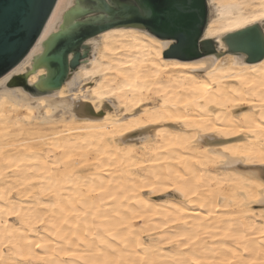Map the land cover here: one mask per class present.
<instances>
[{
  "label": "bare ground",
  "instance_id": "obj_1",
  "mask_svg": "<svg viewBox=\"0 0 264 264\" xmlns=\"http://www.w3.org/2000/svg\"><path fill=\"white\" fill-rule=\"evenodd\" d=\"M86 6L57 0L0 77V264H264V56L223 42L261 28L236 24L264 0H207L215 52L191 61L142 28L103 31L42 91L45 42Z\"/></svg>",
  "mask_w": 264,
  "mask_h": 264
},
{
  "label": "water",
  "instance_id": "obj_2",
  "mask_svg": "<svg viewBox=\"0 0 264 264\" xmlns=\"http://www.w3.org/2000/svg\"><path fill=\"white\" fill-rule=\"evenodd\" d=\"M57 0H0V73L9 72L27 55L40 36ZM86 4L72 12L67 25L51 35L35 67H43L46 75L40 80L42 91L61 87L70 70L86 55L84 42L115 27H139L162 39L174 34L166 14L184 13L181 43L165 58L195 60L215 52L211 39H201L207 21V0H80ZM179 5V7H176ZM151 7L155 15H144ZM165 14V15H162ZM258 25L230 33L223 42L228 53H244L247 62L260 61L264 41ZM81 50H83L81 52ZM171 52V54H169ZM69 55H72L69 59ZM2 77V76H0Z\"/></svg>",
  "mask_w": 264,
  "mask_h": 264
},
{
  "label": "snow or ice",
  "instance_id": "obj_3",
  "mask_svg": "<svg viewBox=\"0 0 264 264\" xmlns=\"http://www.w3.org/2000/svg\"><path fill=\"white\" fill-rule=\"evenodd\" d=\"M176 7H179V5H176ZM155 10L151 7L144 9V15L147 16H153L155 15ZM165 15V14H162ZM167 15V23L173 28L174 34L163 37L162 38V46L164 48H168L172 51H174L176 48L180 46L181 43V31L184 24V13L182 12H176L175 14H166ZM256 20H260L262 22L261 28L259 29L262 33H264V13H261L258 16H253L251 18L243 19L242 21L238 22L236 24L237 28H243L247 27L248 25L254 24ZM171 54V52H169ZM3 53L0 52V56H2ZM0 76H3L5 79L8 78L9 73L6 71L4 73H0ZM211 131L218 132L219 129L212 128ZM261 164H264V155L261 156L260 161ZM39 246V245H38ZM68 255H72L69 253Z\"/></svg>",
  "mask_w": 264,
  "mask_h": 264
},
{
  "label": "rangeland",
  "instance_id": "obj_4",
  "mask_svg": "<svg viewBox=\"0 0 264 264\" xmlns=\"http://www.w3.org/2000/svg\"><path fill=\"white\" fill-rule=\"evenodd\" d=\"M140 78H141V77H140ZM141 80L144 81V79H139L138 81H141Z\"/></svg>",
  "mask_w": 264,
  "mask_h": 264
}]
</instances>
